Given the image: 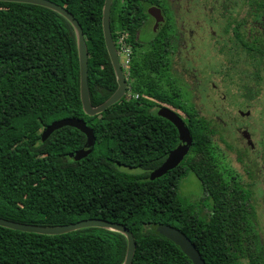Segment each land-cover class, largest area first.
<instances>
[{
	"label": "trees",
	"instance_id": "obj_1",
	"mask_svg": "<svg viewBox=\"0 0 264 264\" xmlns=\"http://www.w3.org/2000/svg\"><path fill=\"white\" fill-rule=\"evenodd\" d=\"M47 1L82 29L90 104L98 107L117 89L102 31L105 0ZM253 6L255 18L263 17L264 0ZM140 8L138 0H113L110 10L112 36L128 34L132 49L127 84L133 97L88 117L71 25L42 7L0 3V219L35 227L94 219L123 225L136 242L132 264H192L161 235L165 227L185 235L205 264H264L250 191L219 169L215 127L183 101L172 79H163L162 48L138 51ZM255 40V64L264 69V37ZM160 107L179 115L192 147L177 168L150 181L178 143L174 126L157 116ZM64 119L82 120L94 133V149L81 161L72 156L85 137L73 128L40 143L46 128ZM189 173L202 187L198 202L179 193ZM126 247L121 234L101 229L50 237L0 227V264H123Z\"/></svg>",
	"mask_w": 264,
	"mask_h": 264
},
{
	"label": "flooded vegetation",
	"instance_id": "obj_2",
	"mask_svg": "<svg viewBox=\"0 0 264 264\" xmlns=\"http://www.w3.org/2000/svg\"><path fill=\"white\" fill-rule=\"evenodd\" d=\"M138 1L141 7L137 34L141 46L138 51L145 53L152 45L162 48L160 57L167 64L164 75L174 74L184 81L195 78L198 72V64L195 65L197 58H204L209 62L212 56L203 55L206 53L203 49H209V53L211 50L219 58L216 69L219 70L226 89H234L244 107L250 108L251 103L264 94V69L256 66L253 49L256 37H264V16L255 18L253 0ZM117 32L112 39L116 38ZM189 88L194 89L191 85ZM213 90L216 91L215 86ZM244 95L256 97L244 98ZM227 105L240 117H248V112L244 114L240 111L242 106L234 103ZM219 121L224 123L221 119ZM238 123L239 120L231 121L240 138L241 151L230 146L228 148L237 164L242 163L249 155L248 175L251 190L256 186L258 173H263L264 176V143H256L248 126L242 123L238 128ZM220 143L224 144L222 139ZM140 173L139 171L138 174ZM233 173L241 182L240 175L235 171ZM252 196L251 190L250 197Z\"/></svg>",
	"mask_w": 264,
	"mask_h": 264
},
{
	"label": "water",
	"instance_id": "obj_3",
	"mask_svg": "<svg viewBox=\"0 0 264 264\" xmlns=\"http://www.w3.org/2000/svg\"><path fill=\"white\" fill-rule=\"evenodd\" d=\"M112 1L113 0H105L104 2L102 12V31L105 48L117 82V89L103 104L98 107H92L90 104L88 87V52L82 29L77 20L64 8L47 0H0V3L26 4L48 9L63 17L71 25L75 33L78 52L80 100L83 112L88 117H95L102 114L111 106L119 103L124 98L126 93L127 81L123 75L110 31V10ZM151 11L150 14L152 13ZM158 25L159 22L157 21L156 26ZM157 116L168 121L174 126L178 133V143L176 148L171 151V153L167 156L163 163L157 169L150 173V181L159 179L166 175L168 172L177 168L182 163L192 147L191 134L182 119L177 113H175V111L166 107H160L157 111ZM65 127L73 128L79 131L85 137V143L83 147L79 151H77L72 156V158L76 161H81L87 158L92 153L96 140L93 131L89 127H87L82 120L79 119H64L52 123L42 133L40 143L46 141L55 131ZM0 227L16 232L50 237L66 235L83 229H101L118 233L121 234L127 242L126 254L123 264H132L136 250V242L128 229H126L123 225L117 223H109L98 219L84 220L75 224L60 227H35L0 219ZM161 235L165 239L173 243L175 246H177L181 250V252L191 261L192 264H205L195 246L181 232L171 227H165L161 230Z\"/></svg>",
	"mask_w": 264,
	"mask_h": 264
},
{
	"label": "rangeland",
	"instance_id": "obj_4",
	"mask_svg": "<svg viewBox=\"0 0 264 264\" xmlns=\"http://www.w3.org/2000/svg\"><path fill=\"white\" fill-rule=\"evenodd\" d=\"M209 49H203L205 56H212L210 61H206L204 58H197L198 72L195 78H187L185 81L179 79L174 74L164 75L163 79L170 78L175 83L179 93L182 95L183 101L189 106L193 105L197 114L204 117L209 121L212 126L215 127L216 135L213 137L215 143V151L217 156L218 167L224 172H237L240 175L241 183L244 190L251 191L253 196L250 197L249 203L253 207L255 213V226L259 240L264 246V176L263 173H258L256 176V186L250 190V179L248 175L249 168V155L242 163L237 164L234 156L229 150V146L234 150H240V138L234 131V127L231 125L232 120H239L237 127L240 128L242 123L247 125L252 134L253 140L256 143H264V94L255 99L251 103L250 108H246L242 104V100L239 95L236 94L234 89L227 90V86L223 79L219 76V70L216 69L219 65V58L216 57V53ZM216 62V63H215ZM126 81L128 78L125 76ZM193 86L194 89L190 90ZM213 86L216 87V91L213 90ZM236 104L242 106L240 109L244 114L248 112V117H240L235 110H232L227 104ZM223 106V107H222ZM170 109V108H169ZM183 117V115L180 114ZM185 118V117H184ZM219 119L223 120L222 124ZM221 139L224 144H221ZM239 149V150H238ZM122 172L138 174V170H128L121 168ZM180 196L187 198L193 202H198L202 197V187L197 178L189 173L180 185ZM206 211L204 210L203 213ZM242 264H248L246 260L242 261Z\"/></svg>",
	"mask_w": 264,
	"mask_h": 264
},
{
	"label": "built area",
	"instance_id": "obj_5",
	"mask_svg": "<svg viewBox=\"0 0 264 264\" xmlns=\"http://www.w3.org/2000/svg\"><path fill=\"white\" fill-rule=\"evenodd\" d=\"M127 34L124 32H117L114 41L117 57L122 68L124 77H129V66L131 61L132 50L127 42ZM126 99H130L132 96L130 88L127 85L125 96ZM137 97V96H135Z\"/></svg>",
	"mask_w": 264,
	"mask_h": 264
}]
</instances>
